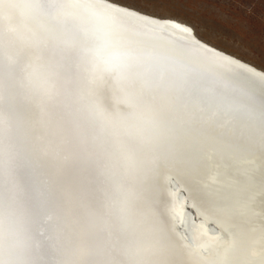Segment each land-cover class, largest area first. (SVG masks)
I'll list each match as a JSON object with an SVG mask.
<instances>
[{
    "label": "bare ground",
    "instance_id": "6f19581e",
    "mask_svg": "<svg viewBox=\"0 0 264 264\" xmlns=\"http://www.w3.org/2000/svg\"><path fill=\"white\" fill-rule=\"evenodd\" d=\"M14 2L20 5L15 14L7 18L0 15V23L5 31V38L2 40L3 56L9 64L18 65L19 84L27 91L26 98L34 102L39 109L41 123L38 124L42 129L40 137L38 134L42 140L40 151L42 155H48L44 158L47 160L46 163L43 162L46 173L44 172L41 178L42 182L47 186L49 184L48 188L52 189H60L62 186L64 192L61 193L59 206L53 208V226L50 227L48 235L51 247L48 253L35 232L33 219L30 220L23 208L25 206L21 202L15 175L16 163H13L14 159L12 161L9 151L3 149L7 139L0 133V264H92L91 261L95 259L101 264L103 260L99 257L104 255L106 260L110 259L114 251L116 259L119 257L116 247L119 248L120 245L118 240L110 236L115 230L112 231L113 227L108 221L104 223L100 220L101 222L84 231L77 230L73 222L70 225L71 220L78 221L79 207L83 205L88 208L90 206L91 209L96 207L94 203L97 204L98 199L92 193L97 191L84 189L88 202L79 200V196L73 192L71 180L63 181V174H67L70 167V159L53 162L52 147L54 148L55 144L58 143V148L61 146L63 154L67 149L59 141L60 137H63L59 134L62 128L61 121L56 117L52 123L49 122L53 116L52 105L62 102L65 106L66 103H70L75 110L74 113L78 111L79 117L83 114L79 101L67 89L66 80L73 75V65L77 62V45L81 40L91 37L85 36L81 31L61 27L59 21L62 16H71L84 26L88 24L92 35H99L103 49L107 51L103 61L93 57L88 70L96 85L93 89L88 88L86 93L97 103L100 120L115 139V148H124L126 133L133 134L138 131L140 135H146L147 132L145 138L147 145L157 149L160 154L168 151L164 149L168 143L171 145L170 149L176 148L178 154L180 151L186 157L182 156L184 159L191 160V150L200 147L201 152L202 143L208 138L220 150L219 156L225 162L226 169L236 173V181L249 189L258 190L260 194L257 201L259 204L264 203V164L258 163L252 172L251 181L236 172L240 162L255 151L257 157L264 163V151L255 146H248L239 138L214 139L205 135L204 130L195 125L182 123L183 118L180 114L178 112L179 115L175 114L180 110L179 106L171 105L157 95L158 93L164 98L167 89L171 88L167 87L168 85L153 88L161 79L159 70L146 74L139 73L132 77L123 71L122 67L131 61L145 64L153 61L179 64L189 72L186 77L189 87L183 90L182 100L194 101L199 96L200 83L215 82L223 87L235 89L249 104L258 102L249 91L247 83L258 85L264 90V79L260 72L262 68L209 43L207 44L212 47L206 46L195 31L185 32L177 26L175 19H155L119 11L118 6L112 4L110 0H14ZM115 67H118L117 70L112 72L111 69ZM109 73H112L109 79L114 88L107 91L103 85ZM136 77L141 84L135 80ZM104 101H109V104H106L109 107L105 106ZM124 108H128L129 111ZM0 126H3L1 116ZM198 126L200 127L199 122ZM49 133H53V136L51 137ZM262 135L264 136V131ZM240 137L247 138L243 132ZM255 139L257 143L264 144V137H260L261 142L257 137ZM33 140L36 143L37 138L34 137ZM251 141L247 140L248 143L253 142ZM120 174L122 175V172ZM100 191L106 193V188L102 187ZM102 197L106 198L107 205L114 201L112 197L99 196L100 199ZM172 200L170 207L176 211L181 210L182 203ZM238 202L228 200L226 205L219 204L214 209L206 211L205 218L220 223L222 227L220 233L208 230L207 223L201 219L195 218L190 221L193 235L200 242L198 248L193 249L179 232L190 264H264V254L250 257V251L254 252L264 247V230L256 228L248 234V230L244 229L248 227L242 222L233 221V217L238 216L236 211L240 210L236 207ZM240 205L242 206V203ZM128 210L133 216L131 207ZM104 214L108 215L105 212ZM92 216L93 220L97 217ZM65 220L66 223L63 225ZM91 222L94 221L88 223ZM99 223L102 225L97 227ZM128 226L133 231L135 239L148 238L149 233L153 232L151 225H146L142 219L140 221L134 219ZM157 227L156 224L153 228ZM102 234L104 236L101 238ZM94 235H98V240H95ZM105 238L107 240L101 243ZM117 262L115 260L116 264Z\"/></svg>",
    "mask_w": 264,
    "mask_h": 264
},
{
    "label": "water",
    "instance_id": "95a60500",
    "mask_svg": "<svg viewBox=\"0 0 264 264\" xmlns=\"http://www.w3.org/2000/svg\"><path fill=\"white\" fill-rule=\"evenodd\" d=\"M59 25L71 31H81L85 36L91 35L77 45V62L73 65V75L66 80L67 89L79 101L83 114L79 117L78 111L74 113L72 104L66 103L67 105L63 106L65 103L58 102L52 105L53 116L49 122L52 123L57 117L62 123L59 134L63 137H60L59 141L67 152H61L57 141L56 146L52 147V157L55 163L59 159H62V162L63 159H70V167L67 174H63V181L71 180L73 192L83 202H88L84 189L97 191L92 193L98 199V203H94L96 207H79V219L71 220L70 225L73 222L77 230L84 231L103 220L113 227L112 231L115 230L116 235L112 232L113 235L110 236L118 240L120 247L116 248L119 257L116 259L115 251L110 259L106 260L103 255L99 257L103 260L101 264H116L115 260L118 261L117 264H190L181 242L182 236L179 234L182 233L193 249L198 248L200 242L193 235L190 224L195 218L207 223L211 232L220 233V223L208 220L205 214L219 204L226 205L228 200L240 201L236 206L237 209L240 208L236 211L238 216L235 215L233 221L242 222L248 227L244 228L248 230V234L256 228L264 230V203L259 204L257 201L260 192L236 181V173L226 169L227 166L220 157V150L207 137V141L202 143L201 152L200 147L191 150V160L184 159L185 156L180 151L178 154L176 148L170 149L171 145L168 143L164 146L168 151L160 154L157 149L147 145V132L146 135H140L138 131L133 134L126 133L124 148H115V139L100 120L97 103L86 93L88 88L93 89L96 85L88 70L92 59L96 57L103 61L107 51L103 49L99 35H92L88 24L84 26L71 16H62ZM4 38L5 31L0 23V116L3 118L0 133L7 139L6 142L3 141V149L9 151L12 161L14 159L13 163H16L17 187L25 207L21 206L30 220L33 219L35 232L43 248L49 253L51 241L48 235L50 227L53 226V208L60 202L61 193L64 191L62 186L60 189H52L48 188L49 184L47 186L42 182L41 178L45 172L43 164L47 161L44 158L48 155H42L40 151L42 140L39 137L42 129L38 124L41 123L39 109L34 102L26 98L27 91L19 84L18 65L9 64L3 56ZM162 63L153 61L145 64L131 61L122 68L132 77L139 73L159 70L161 79L153 83V88L162 85L171 88L167 89L164 98L158 93L157 95L161 100L179 106L181 111L177 110L175 114H180L182 123L195 125L204 130L205 135L214 139L239 138L248 146H255L264 151V144L257 143L255 139L257 137L260 141V137H264V90L261 87L247 83L249 91L253 94L251 95L257 99L256 104L245 102L235 89L223 87L215 82L200 83L199 96L194 101L182 100L183 90L189 87L186 80L189 72L179 64ZM117 68H112L111 71H116ZM110 74L112 73L107 75L103 85L107 91L114 88L109 79ZM135 80L142 83L137 77ZM144 88L148 89L145 86ZM107 103L109 104V101L105 102V106L109 107ZM124 109L129 111L128 108ZM241 132L247 136L246 139L240 137ZM49 135L52 137L53 133ZM34 137L37 138L36 143ZM249 139L253 142L248 143ZM257 156L255 151L243 159L237 168V174L251 181L252 172L258 163L264 164ZM102 187L106 188V193L100 191ZM102 195L112 197L114 201L107 205L106 198H99ZM75 199L77 200L76 197ZM172 199L182 203L181 210L176 211L170 207ZM130 207L133 216L129 214ZM92 215L97 217L93 220ZM134 219H142L146 225H151L153 232L149 233L148 238H134L133 231L128 226ZM89 221L94 222L88 223ZM65 223L66 220L63 225ZM156 224L158 227L154 229ZM101 225L99 223L97 227ZM94 236L95 240H98V235ZM103 236L100 235L101 238ZM106 240H101V243ZM262 254L264 247L250 251V257ZM91 263L98 264L96 259Z\"/></svg>",
    "mask_w": 264,
    "mask_h": 264
},
{
    "label": "rangeland",
    "instance_id": "374dc122",
    "mask_svg": "<svg viewBox=\"0 0 264 264\" xmlns=\"http://www.w3.org/2000/svg\"><path fill=\"white\" fill-rule=\"evenodd\" d=\"M141 11L196 25V35L207 43L264 69V0H187L170 12L150 0H121Z\"/></svg>",
    "mask_w": 264,
    "mask_h": 264
},
{
    "label": "snow or ice",
    "instance_id": "6c2138e0",
    "mask_svg": "<svg viewBox=\"0 0 264 264\" xmlns=\"http://www.w3.org/2000/svg\"><path fill=\"white\" fill-rule=\"evenodd\" d=\"M112 4H115L118 6L119 11H123L126 13H136L144 16H149L150 18L155 19H172V17H166L162 15H156L155 13H148L141 11L139 8L131 7V6H125L121 4V0H110ZM150 2L154 3L158 8H164L167 9L170 12H174L176 10H179L180 8H183L185 4L187 3V0H150ZM178 27H181L185 32H193L196 29V25L191 23L190 21H185L183 23H180L179 21L176 22ZM202 43H205L206 46L212 47L211 45H208L206 41H201ZM213 50H216L213 48ZM261 77L264 79V69H260Z\"/></svg>",
    "mask_w": 264,
    "mask_h": 264
},
{
    "label": "clouds",
    "instance_id": "9594fccd",
    "mask_svg": "<svg viewBox=\"0 0 264 264\" xmlns=\"http://www.w3.org/2000/svg\"><path fill=\"white\" fill-rule=\"evenodd\" d=\"M19 6L14 0H0V15L7 18L15 14Z\"/></svg>",
    "mask_w": 264,
    "mask_h": 264
}]
</instances>
